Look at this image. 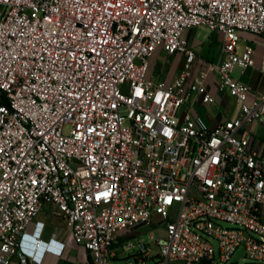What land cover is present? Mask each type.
I'll return each mask as SVG.
<instances>
[{
    "label": "built area",
    "instance_id": "2783aa9c",
    "mask_svg": "<svg viewBox=\"0 0 264 264\" xmlns=\"http://www.w3.org/2000/svg\"><path fill=\"white\" fill-rule=\"evenodd\" d=\"M197 26L222 33L224 56L195 71L183 31ZM242 31L264 37V0H0V264L62 252L43 223L26 232L45 204L88 264H264V141L245 126L264 93L232 74L255 62ZM158 48L186 54L170 81L149 75ZM214 72L240 113L179 116L190 92L214 100ZM161 222L164 236L127 233Z\"/></svg>",
    "mask_w": 264,
    "mask_h": 264
},
{
    "label": "crops",
    "instance_id": "0c3cea01",
    "mask_svg": "<svg viewBox=\"0 0 264 264\" xmlns=\"http://www.w3.org/2000/svg\"><path fill=\"white\" fill-rule=\"evenodd\" d=\"M203 31L199 34V31ZM207 33V36H204ZM183 38L188 45L195 51L198 58L197 63L193 64V69L197 71L200 67L208 63L219 64L224 56L223 36L220 31L208 30L204 27H189L183 31ZM245 45L254 49L255 62L248 66L245 71L240 66H236L232 72L233 76L250 86V98L259 100L264 93V37L259 34L242 31L238 49L242 50ZM186 54L184 52L168 53L163 48H158L150 59L149 75L156 80L170 81L184 68ZM220 75L211 73L207 79L208 88L214 96L210 103L204 102L195 92H190L188 101L180 106L177 111L182 116L185 111H189L193 116L205 118L212 126L226 119L237 116L240 113V103L237 98L230 94L228 89L220 90L217 81ZM256 139L264 141V119H252L245 123ZM53 204H45L38 212L36 217L27 226L26 232L34 233L37 225L43 223L39 237L44 241L55 240L65 242L61 253L47 250L44 254L43 264H88L89 253L81 245H76L72 236L67 232V222L65 218L54 211ZM38 222V223H37ZM139 230V226L133 231ZM127 232L130 236H145L142 232ZM134 234V235H133ZM38 236V235H37ZM160 236V235H158ZM126 241V230L117 234L115 244L116 256L113 260H118L126 256L124 242ZM152 256L151 262L158 258V245L151 242ZM18 255L11 258L9 264H18Z\"/></svg>",
    "mask_w": 264,
    "mask_h": 264
},
{
    "label": "rangeland",
    "instance_id": "374dc122",
    "mask_svg": "<svg viewBox=\"0 0 264 264\" xmlns=\"http://www.w3.org/2000/svg\"><path fill=\"white\" fill-rule=\"evenodd\" d=\"M199 34H202L203 31H199ZM207 36V33L204 35ZM152 230L156 235H160V236H164L165 235V222H161L157 227L153 228L150 225H146L143 224L141 226H139V230H136L135 232L133 231L132 233H136V232H142L141 234L146 235V233ZM134 235V234H133ZM133 239H135V241L138 240V235L134 236ZM214 245L217 247V243L214 241ZM242 253V249H240L235 255H234V259L239 258L240 259V254Z\"/></svg>",
    "mask_w": 264,
    "mask_h": 264
},
{
    "label": "water",
    "instance_id": "95a60500",
    "mask_svg": "<svg viewBox=\"0 0 264 264\" xmlns=\"http://www.w3.org/2000/svg\"><path fill=\"white\" fill-rule=\"evenodd\" d=\"M201 262H202L203 264H209V260H207V259H202Z\"/></svg>",
    "mask_w": 264,
    "mask_h": 264
}]
</instances>
